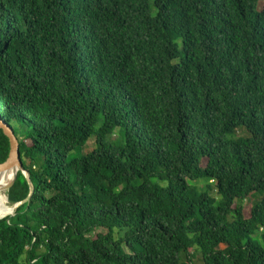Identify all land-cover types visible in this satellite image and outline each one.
I'll list each match as a JSON object with an SVG mask.
<instances>
[{
  "label": "trees",
  "instance_id": "16d2710c",
  "mask_svg": "<svg viewBox=\"0 0 264 264\" xmlns=\"http://www.w3.org/2000/svg\"><path fill=\"white\" fill-rule=\"evenodd\" d=\"M0 117V264H264V0H0Z\"/></svg>",
  "mask_w": 264,
  "mask_h": 264
},
{
  "label": "water",
  "instance_id": "95a60500",
  "mask_svg": "<svg viewBox=\"0 0 264 264\" xmlns=\"http://www.w3.org/2000/svg\"><path fill=\"white\" fill-rule=\"evenodd\" d=\"M0 128L3 130L4 134L9 139L10 145H11V151H10V155H9L8 160L5 163L0 164V174L8 173V172H14L15 173L14 178L11 180V182L9 184H7L3 188V190L5 192L9 193L11 191V189L14 187V185L18 179L19 173H22L27 178L29 185H30L31 193H30V196L28 199V202H30L33 194L35 193V186L31 180V174L24 167V163L22 160V154H21L20 140L16 136L12 127L10 125H8L1 117H0ZM24 203L25 202L18 203V204H15V206H17V208L19 209ZM16 214L10 216L9 218L11 219V218L15 217ZM7 218H5V219H7ZM2 220H4V219H2ZM2 220H0V221H2ZM9 222H10V220H9Z\"/></svg>",
  "mask_w": 264,
  "mask_h": 264
},
{
  "label": "bare ground",
  "instance_id": "6f19581e",
  "mask_svg": "<svg viewBox=\"0 0 264 264\" xmlns=\"http://www.w3.org/2000/svg\"><path fill=\"white\" fill-rule=\"evenodd\" d=\"M14 176V172L0 174V220L5 219L9 212H15L18 209L17 206L11 204L8 195L3 190V188L11 182Z\"/></svg>",
  "mask_w": 264,
  "mask_h": 264
},
{
  "label": "rangeland",
  "instance_id": "374dc122",
  "mask_svg": "<svg viewBox=\"0 0 264 264\" xmlns=\"http://www.w3.org/2000/svg\"><path fill=\"white\" fill-rule=\"evenodd\" d=\"M94 144H95L94 141H91V142H90V149H93ZM197 185L200 186V187H202V188H204V187L207 185V183H206L205 181H200V182H197ZM6 194H7L8 197H9V193L6 192ZM212 194L215 196L217 193H216V192H213ZM11 204H12V203H11ZM12 205H15V204H12ZM246 205H247V204H246ZM247 208H249V207H247ZM17 211H18V210H17ZM17 211L15 212V214L17 213ZM11 212H14V211H11ZM11 212H9V213H11ZM9 213H8V214H9ZM8 214H7V215H8ZM7 215H6V216H7ZM16 215H17V214H16ZM13 218H14V217H13ZM196 264H201V263H200V257H198V260L196 261Z\"/></svg>",
  "mask_w": 264,
  "mask_h": 264
}]
</instances>
